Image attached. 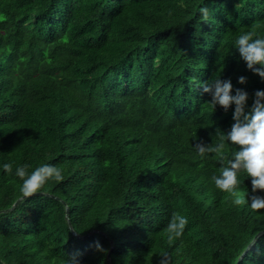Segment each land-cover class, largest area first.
<instances>
[{
	"label": "trees",
	"instance_id": "trees-1",
	"mask_svg": "<svg viewBox=\"0 0 264 264\" xmlns=\"http://www.w3.org/2000/svg\"><path fill=\"white\" fill-rule=\"evenodd\" d=\"M247 32L264 38V0H0V264H264V209L234 203L251 178L218 189L220 157L195 148L234 105L189 84L230 79L250 108ZM43 164L63 179L24 197L16 169ZM174 211L188 223L170 241Z\"/></svg>",
	"mask_w": 264,
	"mask_h": 264
},
{
	"label": "clouds",
	"instance_id": "clouds-1",
	"mask_svg": "<svg viewBox=\"0 0 264 264\" xmlns=\"http://www.w3.org/2000/svg\"><path fill=\"white\" fill-rule=\"evenodd\" d=\"M200 15L204 21L208 20L209 9L201 7ZM254 33L241 34L236 42L240 58L247 68L264 80V38H254ZM239 84H246L247 77L240 76ZM189 84L195 88H202L204 93L211 95L209 103L215 110L219 105L225 112L234 105L233 121L231 129L224 132L217 128L215 132L216 142L211 144L197 143L195 148L201 157L208 153H214L220 157L221 167L219 175H213L215 186L224 191L235 194L238 187V173L245 172L251 178L252 195L246 199H236L235 204H247L253 210L264 209V196L256 193L264 191V90H256L251 107H248V93L236 88L233 94V85L230 79L221 80L215 78L211 83H202L195 77H189ZM247 109V110H246ZM227 144L238 146L239 150L233 151L231 158L224 155ZM4 170L12 173L11 164H4ZM28 165L18 167L15 175L23 180L20 191L24 197H31L39 193L45 183L50 179L61 181L62 169L53 164H43L33 170L27 171ZM103 222V221H101ZM188 223L186 217L178 212H172L166 231L169 240L182 236ZM97 251L106 252L99 241L94 244ZM67 264H78L74 260H68ZM160 264H170L168 253L161 254Z\"/></svg>",
	"mask_w": 264,
	"mask_h": 264
}]
</instances>
